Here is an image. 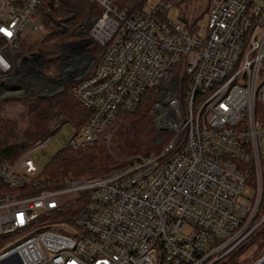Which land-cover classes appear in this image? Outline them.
<instances>
[{"label":"built area","instance_id":"2783aa9c","mask_svg":"<svg viewBox=\"0 0 264 264\" xmlns=\"http://www.w3.org/2000/svg\"><path fill=\"white\" fill-rule=\"evenodd\" d=\"M50 1L0 0V90H51L45 54L19 51ZM83 1L100 53L71 86L89 114L67 144H94L153 87L164 144L81 178L44 173L49 136L0 158V264H264V0H208L193 24L171 0Z\"/></svg>","mask_w":264,"mask_h":264},{"label":"trees","instance_id":"16d2710c","mask_svg":"<svg viewBox=\"0 0 264 264\" xmlns=\"http://www.w3.org/2000/svg\"><path fill=\"white\" fill-rule=\"evenodd\" d=\"M56 2L55 0L50 1L48 5L42 6L41 10H57ZM114 2L121 8H128L140 7L144 0H114ZM51 14V12H43L50 32L38 46L36 45L38 51L43 52L46 56V67L58 63L60 60L59 53H56L55 57L50 56V52L53 51L50 48L57 47L59 49L63 42L70 41L75 36L72 24L67 22L66 26L58 27ZM49 23L53 26H50ZM87 46L93 45L90 42ZM94 51L92 50V53ZM69 84L55 93L38 95L31 92L23 99L20 98L24 104L26 115L23 124H20L15 117H6L0 113V158L9 161L16 159L32 144L56 132L64 123H72L77 127L82 125L89 110L72 95ZM154 96L155 89L153 87L142 96L135 110L119 112V117L127 126L122 131L119 130L124 139L122 144H119V148L125 153L146 154L162 148L164 141H155L156 131L150 117ZM128 161L126 159L116 160L112 154L97 144L82 148H73L67 144L56 151L46 162L44 173L49 176L91 177L106 174Z\"/></svg>","mask_w":264,"mask_h":264},{"label":"rangeland","instance_id":"374dc122","mask_svg":"<svg viewBox=\"0 0 264 264\" xmlns=\"http://www.w3.org/2000/svg\"><path fill=\"white\" fill-rule=\"evenodd\" d=\"M55 1H57L56 3L58 4L57 10L55 11L42 10L41 11L45 30L44 31L37 30L36 32L32 34H29L27 37L28 41H25L21 44L19 51L24 52V51L36 50L37 49L36 45L38 46L41 40L50 32V28L47 27L48 25H46V19H45L46 17L44 18L43 12H51L52 17L56 20L55 24L58 27L66 26L67 22L72 24L74 31H75V36L70 40L76 39L77 37L87 38V35L84 29L87 26L88 20L86 19L81 20L79 23H82V24L78 23V25H76L78 21L77 12L79 10V6H82L84 1L83 0H55ZM171 1L174 4H176L179 8L177 6H174L169 10L168 16L170 18H175L180 12L182 17L185 20H187V22H190L191 24H193L197 20H199V23H202L204 21V18L202 17V15L204 14V11L206 9L208 0H171ZM64 7L65 9H63ZM50 26H53V25L50 24ZM62 44L60 45L59 49H57V47L50 48L51 50H53L50 52V56L53 55L51 57H55L56 53H59L58 57L60 59L58 63H53L50 66H47L44 68L45 71L51 72L52 75H55L59 72L60 70L59 66L64 64V59L66 58L65 54H63V51L61 50ZM92 45L93 46L88 47V50H89L91 57L96 58L98 54L100 53V51L98 52V48L100 50V47H98L94 43H92ZM92 50H95L94 53H92ZM93 54H96V55H93ZM75 81L76 79L67 81L68 83L65 82L63 86L69 84L70 82L73 83ZM71 84H69L68 86H72ZM21 91L19 93L18 91H16V89L7 88V87L3 88V90L2 89L0 90V105L2 108L0 110V113L6 117H11V118L15 117L19 120L20 124H23L26 120V115H25L24 104L22 103L20 98L23 99L31 92H34L35 94L40 93L43 95L45 93L49 94L50 92H40L38 89L36 90L35 88H27ZM150 117L153 121V116H151V112H150ZM122 121L123 119L119 117L114 122V124L106 130V132L104 133L105 135H103L100 138V140L96 141L94 144H97L101 146L102 148H104V150L112 154V156L116 160L122 161L123 159H126V161H128L131 158H133L132 156H134L135 154L125 153V151L119 148V144H122L124 140L123 135L121 134V132H119V130L122 131L123 129L127 127ZM75 127L77 126L73 125L72 123H68V122L62 124L56 132H54L53 134L49 136L48 142L46 146L44 147V150L35 151L37 155L38 163L41 165L43 170H44L46 162L53 156V154L59 149L67 145L69 138L75 132ZM155 136H157L156 132H155ZM155 141H156V138H155ZM156 142H159V140L157 139ZM136 154H139V153H136Z\"/></svg>","mask_w":264,"mask_h":264},{"label":"water","instance_id":"95a60500","mask_svg":"<svg viewBox=\"0 0 264 264\" xmlns=\"http://www.w3.org/2000/svg\"><path fill=\"white\" fill-rule=\"evenodd\" d=\"M80 41L82 45L75 50L79 54L83 53L82 58L86 59L84 60L85 62L77 63L73 57L65 60L64 64L59 66V69H60L59 72L53 76L55 82H53V86L51 90L49 91L50 92L49 94L55 93L58 90L62 89L64 87L63 85L65 82L76 79L81 74L85 73L86 70L89 68L90 63H91V58L88 56L89 50H88L87 45L90 43V39L82 38ZM31 54L37 58L41 56V53L38 50H33ZM39 95H43V94H39Z\"/></svg>","mask_w":264,"mask_h":264},{"label":"flooded vegetation","instance_id":"af4514ba","mask_svg":"<svg viewBox=\"0 0 264 264\" xmlns=\"http://www.w3.org/2000/svg\"><path fill=\"white\" fill-rule=\"evenodd\" d=\"M81 39H82L81 37H77L76 39L71 40L73 42H71V44H69V46H68L69 49L66 48L67 51L71 50V49H77L78 47H80L82 45V43L80 41ZM61 50L63 51V50H65V48L64 49L61 48Z\"/></svg>","mask_w":264,"mask_h":264},{"label":"clouds","instance_id":"9594fccd","mask_svg":"<svg viewBox=\"0 0 264 264\" xmlns=\"http://www.w3.org/2000/svg\"><path fill=\"white\" fill-rule=\"evenodd\" d=\"M0 66H3L5 69L10 67V65H8L7 62L3 60L2 57H0Z\"/></svg>","mask_w":264,"mask_h":264},{"label":"snow or ice","instance_id":"6c2138e0","mask_svg":"<svg viewBox=\"0 0 264 264\" xmlns=\"http://www.w3.org/2000/svg\"><path fill=\"white\" fill-rule=\"evenodd\" d=\"M0 31H4L3 29H0ZM9 36L11 35V33L9 32V33H7Z\"/></svg>","mask_w":264,"mask_h":264},{"label":"bare ground","instance_id":"6f19581e","mask_svg":"<svg viewBox=\"0 0 264 264\" xmlns=\"http://www.w3.org/2000/svg\"><path fill=\"white\" fill-rule=\"evenodd\" d=\"M6 87H8V86H6ZM3 90V89H2Z\"/></svg>","mask_w":264,"mask_h":264}]
</instances>
